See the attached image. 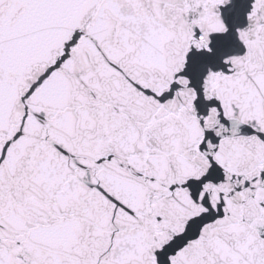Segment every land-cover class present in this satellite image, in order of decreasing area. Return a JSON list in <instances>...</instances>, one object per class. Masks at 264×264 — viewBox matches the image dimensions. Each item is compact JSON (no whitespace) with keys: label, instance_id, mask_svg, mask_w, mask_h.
I'll return each instance as SVG.
<instances>
[{"label":"snow or ice","instance_id":"6c2138e0","mask_svg":"<svg viewBox=\"0 0 264 264\" xmlns=\"http://www.w3.org/2000/svg\"><path fill=\"white\" fill-rule=\"evenodd\" d=\"M0 264H264V0H0Z\"/></svg>","mask_w":264,"mask_h":264}]
</instances>
